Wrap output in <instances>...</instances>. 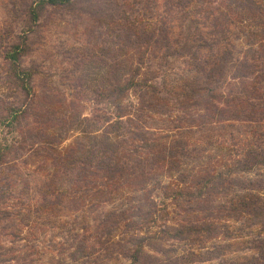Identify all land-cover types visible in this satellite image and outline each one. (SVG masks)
Here are the masks:
<instances>
[{
  "label": "rangeland",
  "instance_id": "1",
  "mask_svg": "<svg viewBox=\"0 0 264 264\" xmlns=\"http://www.w3.org/2000/svg\"><path fill=\"white\" fill-rule=\"evenodd\" d=\"M258 152L264 0H0V264L256 254Z\"/></svg>",
  "mask_w": 264,
  "mask_h": 264
},
{
  "label": "trees",
  "instance_id": "2",
  "mask_svg": "<svg viewBox=\"0 0 264 264\" xmlns=\"http://www.w3.org/2000/svg\"><path fill=\"white\" fill-rule=\"evenodd\" d=\"M44 2H47L49 4H62L66 3L70 0H42ZM19 54V51H11L7 55L10 56L11 58H15V55ZM210 73H208L209 76ZM131 84H123V85H118L114 88L118 94H122L125 92ZM6 149V148H5ZM256 155H259L256 159L254 158L252 161H247L243 160V162L239 163V170L241 171H246L249 170L252 166L256 165H262L264 166V152L262 153H257ZM108 170V169H107ZM209 182V181H208ZM262 184V185H261ZM259 185L264 188V178L259 180ZM204 186V184L202 185ZM252 195V196H251ZM251 198H249L248 202L243 204V208L241 211H245V213L248 215L249 218L252 220H257L260 223V233L263 236L259 237V240L257 241L258 244H256L257 247V253L256 254H250V255H244L242 258L233 261L231 264H264V214L262 213V207L261 205V199L258 197V195L251 194ZM258 204V205H257ZM155 212V211H154ZM152 216V214L150 215ZM201 228H210V225H202ZM199 223L195 221H190L189 223L185 224H180L177 228H174L172 235L170 237L174 239H182L183 236L186 234L193 232V231H199ZM202 230V229H201ZM164 233H169L168 229L164 228L163 230ZM134 244L135 247L131 254L129 255L131 259L133 260L134 263L140 264V259L142 255V244L145 241V238L142 237H135L134 238ZM168 259H165L164 261H152V264H169Z\"/></svg>",
  "mask_w": 264,
  "mask_h": 264
}]
</instances>
